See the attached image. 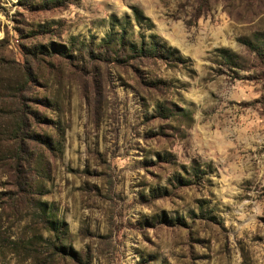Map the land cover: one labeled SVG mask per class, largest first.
I'll return each instance as SVG.
<instances>
[{
	"label": "rangeland",
	"instance_id": "rangeland-1",
	"mask_svg": "<svg viewBox=\"0 0 264 264\" xmlns=\"http://www.w3.org/2000/svg\"><path fill=\"white\" fill-rule=\"evenodd\" d=\"M0 183L52 264H264V0H0Z\"/></svg>",
	"mask_w": 264,
	"mask_h": 264
},
{
	"label": "trees",
	"instance_id": "trees-1",
	"mask_svg": "<svg viewBox=\"0 0 264 264\" xmlns=\"http://www.w3.org/2000/svg\"><path fill=\"white\" fill-rule=\"evenodd\" d=\"M109 39L104 40L106 45H110ZM119 46H123V38L118 40ZM152 48H147V53L149 55H156L158 50L156 49V43H151ZM138 53L141 55L144 54V49L140 46L137 48ZM135 50V49H132ZM2 63V61H1ZM7 90L4 88V91ZM25 124L21 123L17 126L14 131V135L10 140H19V147L14 156V162H12L11 171L15 174L18 172L20 167H22L23 161L21 155L23 154V128ZM0 183V188L2 187ZM14 187L20 189L22 187L19 178L15 177L13 182ZM36 205H39V202H36ZM36 208V207H35ZM2 217V216H0ZM9 218V216H6ZM9 228H3L0 221V256L4 257L7 254L13 255L19 263L30 262V264H52L53 256L55 254L64 253L63 246L60 241L63 238V223L51 219L49 216L41 215L36 216L33 214L29 220V223L24 227L23 233L21 236H18L14 239L11 238V234L8 232ZM46 235V236H44ZM26 237V241L25 238Z\"/></svg>",
	"mask_w": 264,
	"mask_h": 264
}]
</instances>
